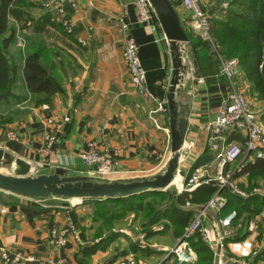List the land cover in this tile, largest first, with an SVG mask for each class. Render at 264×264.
I'll use <instances>...</instances> for the list:
<instances>
[{
	"label": "crops",
	"instance_id": "0c3cea01",
	"mask_svg": "<svg viewBox=\"0 0 264 264\" xmlns=\"http://www.w3.org/2000/svg\"><path fill=\"white\" fill-rule=\"evenodd\" d=\"M134 1L74 0V6L63 1V17L70 25L69 33L57 24L54 15L55 26L45 27V32L33 33L30 28L16 31L26 41L22 55L43 46L48 49L49 65H54L61 81L60 91L47 102L38 104L41 95H29L25 91L19 72L14 90L19 101L0 107L1 119L8 120L0 121V149L29 163L31 174H46L49 169L60 167L68 174L90 176L91 169L85 167L79 157L89 141L96 143L98 151L115 153L113 173L108 180L148 176L166 161L169 144L166 114L154 111L157 102L164 104L170 74L169 57L160 28L152 32L149 25L137 20ZM199 1L205 13H210L208 18L218 11L217 0ZM37 2L30 0V3ZM220 3L223 5L222 1ZM172 8L181 28L189 35L187 56L190 55L195 68L194 76L202 75L199 62L204 82L197 84L188 76L181 88V97L190 101V111L178 168L181 179L162 191L167 192L169 200L202 185L183 190L193 163L206 147L203 126L227 92V83L217 74V67L208 66L209 58L200 52L203 46L194 43L197 38L188 28L187 13L180 7ZM41 13V7L36 5L31 8L30 18L36 19ZM120 22L126 25L125 35L137 47L145 88L152 95V101L135 94L128 82L121 60ZM9 52L14 53V49ZM64 118L67 121L61 123L55 133L53 150L41 153L44 135L52 129L46 121L60 122ZM8 130L15 132L16 141L6 139ZM210 152L212 160L195 168L208 179H212L217 170V159ZM208 168L212 169L211 175ZM235 181L238 184L243 179ZM1 194L0 248L32 258L19 264H118L124 258H135L147 264H175L166 250L175 245L183 228L173 223L170 216L168 220L146 224L130 211L109 228H101L99 222L92 221L91 206L86 202L60 198L30 200ZM200 206L185 200L179 204V214H187L189 221ZM223 206L218 210L208 209L201 221L207 243L198 237L211 252V264L217 247L218 259L225 264H264V213L250 220L234 219L228 228L230 237L220 240L223 229L219 220L228 214L222 212ZM52 229L66 230L63 247L47 244ZM245 240L251 245L249 256L240 258L229 250L230 242ZM93 247L91 254L82 256L85 249ZM195 258L191 264H197L196 254Z\"/></svg>",
	"mask_w": 264,
	"mask_h": 264
},
{
	"label": "trees",
	"instance_id": "16d2710c",
	"mask_svg": "<svg viewBox=\"0 0 264 264\" xmlns=\"http://www.w3.org/2000/svg\"><path fill=\"white\" fill-rule=\"evenodd\" d=\"M225 2V8L218 6V11L208 18L210 35L224 59H236L248 84L249 95L264 103V0H225ZM36 5L30 3V0H0V107H7L19 101L14 93L19 72L25 91L29 95H41L42 99L37 102L38 104L47 102L60 91V77L55 73L54 65L52 64L51 67L49 65L48 49L45 46L23 55L20 49L14 50L12 54L9 52L10 46L15 41L16 31L30 28L33 33H42L45 32V27L55 24L52 14L45 10H42L43 13L36 19L28 17L26 12ZM57 24L60 26L59 23ZM185 35L188 40L189 35L187 33ZM194 43L201 44L204 48L201 42L198 43V39ZM203 48L200 51L202 54L206 49ZM195 58L198 59L197 54ZM197 65L200 74L204 75L201 63L198 62ZM208 66L213 68V66L217 67V64L211 60ZM216 72L218 74V71ZM202 77L204 79V76ZM258 120L264 123V107ZM0 121L8 122L7 118H0ZM240 140L234 132L227 135V142H240ZM262 154L261 158L246 160L241 164L239 171L233 172V180L243 177L248 184L245 187L238 183L240 189L249 190L259 185L264 190V149ZM212 158L211 152L205 147L190 171L209 163ZM226 171L228 165L223 168V173ZM215 189L214 183L208 182L190 193H180L172 200H169L165 191L144 192L117 199H83L82 201L90 204L92 221L99 222L101 228H109L131 211L139 215L141 221L146 224H153L162 219L168 220L170 216L173 223L178 226L180 224L184 229L188 215L179 214V204L188 200L203 205ZM221 193L225 198L222 212L226 214L234 211L235 219L250 220L264 210V197L250 195L242 199L227 189H223ZM188 243L197 256V264H211V252L201 243L198 235L191 237ZM94 249V247L85 249L82 256L91 254Z\"/></svg>",
	"mask_w": 264,
	"mask_h": 264
},
{
	"label": "built area",
	"instance_id": "2783aa9c",
	"mask_svg": "<svg viewBox=\"0 0 264 264\" xmlns=\"http://www.w3.org/2000/svg\"><path fill=\"white\" fill-rule=\"evenodd\" d=\"M63 1L74 6V0H40L43 10L50 12L57 18L60 26L66 33L71 28L69 23L63 17ZM172 6L182 8L187 13V24L191 33L206 45V49L217 64L218 75L223 77L227 83V92L224 98L214 108L211 118L204 124L203 130L206 133L205 146L215 154L217 159V170L212 179L205 178L199 169H194L186 179L183 190L190 191L193 187L213 182L215 191L211 198L198 210L195 211L192 218L184 227L180 237L174 246L166 250L167 256H171L175 264H191L195 261V254L189 247L187 241L195 234L207 243L206 237L201 228V221L208 209H220L225 204V198L220 194L223 189H227L235 196L245 199L250 195L264 197V190L260 187H254L250 191H245L237 186L232 179L234 171H239L241 164L246 160H253L262 157L264 149V134L259 127L258 115L253 111L245 100L242 92L234 88V81L237 76V62L235 60L224 59L216 47L211 35L208 16L200 6L199 0H167ZM134 8L136 18L140 23L149 25L150 30L155 32L158 26L155 13L150 5L149 0H135ZM120 31L123 33V44L121 49V59L124 64L128 82L135 94L145 100H153L145 88L144 72L137 58V47L134 41L125 35L126 25L122 22L119 24ZM164 39V37L162 36ZM16 45L22 48L19 42ZM192 62L187 56L186 77L195 80V83L202 84L203 77L193 76L194 71L191 66ZM166 114L163 102H157L155 111ZM156 126L154 119H150ZM64 118L60 122H54L48 119L46 123L52 126V129L44 135V145L41 153H48L53 150L56 144L55 133L61 123L66 122ZM238 133L240 142H226L227 135ZM8 141H16L17 136L11 131L5 133ZM80 161L85 167H89L90 176L99 180H108L113 173V164L115 153L110 151H98L96 143L89 141L86 143V149L80 154ZM237 165L232 170L223 173L225 165L235 163ZM1 210V204H0ZM235 219L234 212L228 213L219 220V225L223 231L220 240L228 239L230 233L228 228ZM66 230L52 229L49 231L47 244L53 247H63L66 244ZM229 250L240 258H245L251 253V245L248 240L232 241L229 243ZM0 259L2 264H19L23 260L31 261V257H24L22 253L15 251L10 252L0 248ZM55 264H59L58 262ZM118 264H147L142 260L135 258L121 259ZM218 264H225L218 259Z\"/></svg>",
	"mask_w": 264,
	"mask_h": 264
},
{
	"label": "water",
	"instance_id": "95a60500",
	"mask_svg": "<svg viewBox=\"0 0 264 264\" xmlns=\"http://www.w3.org/2000/svg\"><path fill=\"white\" fill-rule=\"evenodd\" d=\"M165 40L170 74L164 93L169 144L164 164L153 174L124 180H99L87 175L68 174L55 167L46 174H31L26 161L0 149V192L30 200H104L130 197L144 192H162L178 175L181 150L187 130L190 101L181 97L187 69V37L167 0H149ZM210 16V13L207 14ZM218 250L212 264H218Z\"/></svg>",
	"mask_w": 264,
	"mask_h": 264
},
{
	"label": "rangeland",
	"instance_id": "374dc122",
	"mask_svg": "<svg viewBox=\"0 0 264 264\" xmlns=\"http://www.w3.org/2000/svg\"><path fill=\"white\" fill-rule=\"evenodd\" d=\"M39 1H40V0H38V2L36 1V2H37V6H38V8L41 7V4H40ZM220 1L223 2V5H221V6H220V4H221ZM218 2H219V5H218V6H220V7H222V8H225V7H226V2H225V0H217V4H218ZM32 4H34V3H32ZM201 8H202V7H201ZM41 9H42V7H41ZM42 10H43V9H42ZM26 13H27V16L30 17V15H31V9L28 10ZM57 22H58V21H57ZM58 23H59V22H58ZM11 24L14 25V22L11 21ZM17 41L19 42L20 45H22V46H21L22 48H20L19 46L16 45V42H17ZM199 42H201V43L204 45V49L207 48L203 41H200V39H198V43H199ZM25 45H26L25 38H24L23 36H21V35H17V34H16V36H15V41H14V43L10 46L9 49H12V50H13V49H14V50H15V49H20V51H21L22 49H25ZM218 50H219V49H218ZM188 55H189V54H188ZM204 55H207V58H209L210 61L213 60V59L211 58V56L209 55L208 51H206V49L204 50ZM209 56H210V57H209ZM188 58H189V60H191L190 55H189ZM121 60H122V59H121ZM229 60H235V61H236L235 58H230ZM236 62H237V61H236ZM191 66H192V69H193V71H194V74H193V76H194V75L196 74V73H195V70H194L195 68H194L193 64H191ZM15 83H17V79H16ZM234 88L242 92V94H243V96L245 97V100H246V102L248 103L249 107H250L253 111H255L256 114H257L258 117H259V114H260V112L262 111V109H263V107H264V103H262V102L256 100L254 96L249 95V92H248V84H247V82H246V80H245V78H244V76H243L241 70L239 69L238 65H237V76H236L235 81H234ZM0 118H1V117H0ZM258 122H259V123H258V124H259V127L261 128V131H262L263 134H264V123H263V122H260L259 120H258ZM8 131H11V132H13V133L15 134V132L12 131V130H8ZM8 131H7V132H8ZM183 156H184V155H182V158H183ZM239 160H240V159H238L235 163L231 164V165H230V169H228V170H231V168L235 167V166L237 165V162H239ZM215 163H216V162H214V164H215ZM214 164H213V166H214ZM207 171H208V173L211 175V173H212V169H211V168H208ZM180 179H181V178H180ZM237 179H238V178H237ZM239 179H243V182H241V184H242L243 186L245 185V187H246V185H248L243 177H240ZM254 187H259V188H260L259 185H256V186H254ZM254 187H252V188H254ZM252 188H251V189H252ZM251 189H249V190H245V189H244V190H245V191H250ZM81 202H82V201H81ZM262 213H264V210H262L259 214H262ZM234 214H235V213H234ZM259 214H258V215H259ZM255 216H257V214L254 215L252 218H254ZM263 220H264V219H263ZM257 227H258V226H257Z\"/></svg>",
	"mask_w": 264,
	"mask_h": 264
},
{
	"label": "bare ground",
	"instance_id": "6f19581e",
	"mask_svg": "<svg viewBox=\"0 0 264 264\" xmlns=\"http://www.w3.org/2000/svg\"><path fill=\"white\" fill-rule=\"evenodd\" d=\"M171 6H172V5H171ZM179 179H180V176H179V175L175 176V178H174L172 184L175 183V182H177ZM76 201H77V200H76ZM81 201H82V200H81ZM78 202H80V200H79Z\"/></svg>",
	"mask_w": 264,
	"mask_h": 264
}]
</instances>
